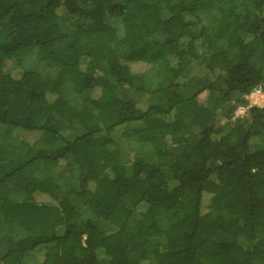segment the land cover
<instances>
[{
  "label": "trees",
  "instance_id": "obj_1",
  "mask_svg": "<svg viewBox=\"0 0 264 264\" xmlns=\"http://www.w3.org/2000/svg\"><path fill=\"white\" fill-rule=\"evenodd\" d=\"M258 87L264 0H0V264H264Z\"/></svg>",
  "mask_w": 264,
  "mask_h": 264
},
{
  "label": "rangeland",
  "instance_id": "obj_2",
  "mask_svg": "<svg viewBox=\"0 0 264 264\" xmlns=\"http://www.w3.org/2000/svg\"><path fill=\"white\" fill-rule=\"evenodd\" d=\"M186 18H189V17H186ZM14 63H15V61H14L13 58L4 57L2 59V61H1V72L4 73V74L9 73L12 70V68L14 66ZM156 72H157L156 68L147 72V74H146V80H147L146 88L147 89L154 88V86L156 84V81H157V79H156L157 77L155 75ZM63 94L66 96V98L69 99L70 104L75 105V101L76 100L71 97L72 93H71V89H70L69 85H65L63 87ZM137 95H134V96H137ZM236 107L237 106H235L234 112L236 110ZM234 112H233L232 117L230 118V120H234L235 119V113ZM225 121H227V119H223L222 120V122H225ZM143 149H144V152H145L146 156L150 157L151 149L148 146H146V145L143 147ZM129 154L130 153H129V149H128V146H127L126 142H122L120 144L119 161L123 162L127 158H130ZM75 204H76L77 208H79V210L81 212V215L83 217L87 216V211L84 208L80 207V205H78L77 203H75ZM158 223H159L160 227H162V228L167 226L166 221L163 220L162 218L158 219ZM99 224H100V226L105 227V223L104 222L100 221ZM6 231L13 238L18 237L20 235L19 230L17 228H15V227H8V228H6ZM23 261H24V263H33L34 259H33L32 255L29 254L28 256H26L23 259Z\"/></svg>",
  "mask_w": 264,
  "mask_h": 264
},
{
  "label": "built area",
  "instance_id": "obj_3",
  "mask_svg": "<svg viewBox=\"0 0 264 264\" xmlns=\"http://www.w3.org/2000/svg\"><path fill=\"white\" fill-rule=\"evenodd\" d=\"M246 104L239 105L235 110V119L245 115L246 111L251 107L264 106V91L260 87L255 88L247 96H245ZM234 119V120H235Z\"/></svg>",
  "mask_w": 264,
  "mask_h": 264
}]
</instances>
